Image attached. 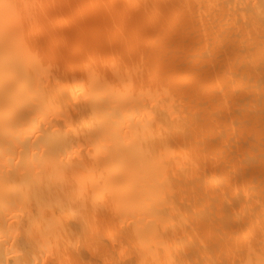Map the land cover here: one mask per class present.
Segmentation results:
<instances>
[{
	"label": "bare ground",
	"instance_id": "1",
	"mask_svg": "<svg viewBox=\"0 0 264 264\" xmlns=\"http://www.w3.org/2000/svg\"><path fill=\"white\" fill-rule=\"evenodd\" d=\"M3 203L0 264H264V0H0Z\"/></svg>",
	"mask_w": 264,
	"mask_h": 264
},
{
	"label": "rangeland",
	"instance_id": "2",
	"mask_svg": "<svg viewBox=\"0 0 264 264\" xmlns=\"http://www.w3.org/2000/svg\"><path fill=\"white\" fill-rule=\"evenodd\" d=\"M17 148H18V147H17ZM17 148L15 147V149H17ZM13 149H14V147H13ZM13 149H12V151H11L12 154L10 153V155H13V157H14V154L17 155V153H16V150H15V153H13ZM37 149H38V150H37ZM10 150H11V148L9 149V151H10ZM33 150H35V148H34ZM33 150H32V151H33ZM17 151L20 152L19 149H17ZM22 151H23V150H22ZM25 151H26V155L28 154V158H29V155H32L31 152H29L28 150H25ZM35 151L40 152V149H39V148H36ZM35 151H34V153L36 154ZM7 152H8V151H7ZM24 153H25V152H24ZM24 153H23V154H24ZM32 153H33V152H32ZM34 153H33V155H34ZM19 154L22 155L21 152H20ZM39 154H40V153H39ZM6 155H7V154H6ZM16 155H15V157H14L15 160H17L16 157H18V156H16ZM26 155L24 154L23 156H26ZM36 155H38V153H37ZM36 155H34V156H36ZM34 156H33V157H34ZM6 157L8 158V156H6ZM13 157L11 156V158L14 160ZM19 157H21V156H19ZM33 157H32V158H33ZM38 157H39V156H38ZM38 157H36V158H38ZM26 158H27V157H25V158L23 157V158L20 159L21 161H20V160H17L18 162L16 161L15 163H19V161H20V163H21V162L24 163L26 160H28V159H26ZM30 158H31V156H30ZM32 158H31V159H32ZM2 159H4V158H2ZM8 159H9V161H10V158H8ZM12 159H11V161H13ZM18 159H19V158H18ZM22 159H23V161H24V159H25V161L23 162ZM34 159H35V157H34ZM34 159H32V160H34ZM6 160H7V159H6ZM15 160H14V161H15ZM36 160H37V159H36ZM14 161H13V162H14ZM2 162H3V161H2ZM5 163H6V162H5ZM10 163H12V162H10ZM10 163H9V164H10ZM15 163H13V165H14ZM1 164H3V163H1ZM6 164H7V163H6ZM9 164H7L8 167H9ZM3 165H4V164H3ZM3 165H2V166H3ZM7 165H5V166H7ZM11 165H12V164H10V166H11ZM11 167H12V166H11ZM8 182H10V180H9ZM11 182H12V181H11ZM11 182H10V183H11ZM12 184H13V183H11V185H12ZM3 204H4V203H3ZM0 206L4 207V208H2V209L7 210V208H5V204H4V205H0ZM2 209H0V211H3ZM8 209H9V207H8ZM8 211H9V210H8ZM8 211H6V212H8ZM11 211H12V209L10 208V212H11ZM10 212H8V213H10ZM13 212H14V211H12V213H13ZM17 212L21 213L20 211H17ZM17 212L15 211V213H13V214H18ZM0 213H3V212H0ZM12 213H11V214H12ZM24 213H25V212H24ZM24 213H23V215H24ZM11 214H10V215H11ZM10 215L7 214V217H9ZM20 215H21V214H20ZM20 215H17V216H20ZM15 217H16V216H15ZM15 217H14V218H15Z\"/></svg>",
	"mask_w": 264,
	"mask_h": 264
}]
</instances>
